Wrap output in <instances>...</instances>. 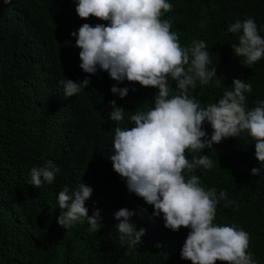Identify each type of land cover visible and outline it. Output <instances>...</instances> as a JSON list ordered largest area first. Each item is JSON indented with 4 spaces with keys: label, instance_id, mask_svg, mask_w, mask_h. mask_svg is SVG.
<instances>
[{
    "label": "trees",
    "instance_id": "16d2710c",
    "mask_svg": "<svg viewBox=\"0 0 264 264\" xmlns=\"http://www.w3.org/2000/svg\"><path fill=\"white\" fill-rule=\"evenodd\" d=\"M168 2L173 9L162 19L171 22L181 46L204 41L208 68L217 69L208 85L197 86L201 107L218 102L233 79L252 85L245 94L249 109L264 99V58L250 68L242 65L231 48L238 36L227 31L231 23L251 17L264 38V0ZM75 7L74 0H13L11 5L0 0V264H191L180 257L189 229H166L162 216L154 217L152 206L129 193L107 159L118 126L109 119V101L126 109L119 126L130 127V116L151 107L158 90L124 81L117 86L130 91L120 99L110 91L116 82L98 70L85 90L64 98L60 80L80 82L89 75L79 67L80 50L71 33L83 23H102L81 20ZM40 25L46 32L44 43L31 38V27ZM40 60L52 61L51 69L41 67ZM204 129L210 136V125ZM213 148L186 155L208 154L214 167L197 170L201 186L215 188L217 194L224 190L235 201L228 208L224 201L217 205L214 223L248 232V252L264 264V171L251 175L253 167H260L254 141L242 134ZM48 160L60 168L53 183L41 188L29 184L31 169ZM79 182L93 190L85 206L89 216L100 211L96 233L88 231L87 221L68 229L57 223L58 193ZM121 208L135 211L132 222L137 230L146 229L142 242L133 247L123 244L114 228L119 223L114 214Z\"/></svg>",
    "mask_w": 264,
    "mask_h": 264
},
{
    "label": "clouds",
    "instance_id": "9594fccd",
    "mask_svg": "<svg viewBox=\"0 0 264 264\" xmlns=\"http://www.w3.org/2000/svg\"><path fill=\"white\" fill-rule=\"evenodd\" d=\"M13 0H3L11 5ZM75 11L81 20L96 18L102 23L94 26L83 23L75 37L79 51V67L89 74L80 81L64 78L59 81L64 98L76 96L90 84V76L104 71L116 82L110 91L124 99L130 89L118 87L124 81L154 88V104L146 111L130 116V127H120L124 109L116 100L109 101L108 114L117 122L107 159L113 171L124 181L129 193L153 207L152 215L163 218L164 227L173 232L189 229L180 251L183 260L191 264H257L248 252L250 235L237 225L214 223L217 205L224 201L228 208L235 203L227 192L217 194L215 188L205 190L199 171L211 170L214 163L209 155L192 156L186 153L205 149L224 139L242 134L254 141L255 158L260 167H253L251 175L264 171V99L254 101L249 109L246 93L252 85L244 79H233L218 102L201 107L195 98L198 84L208 85L217 77L211 64L207 45L194 40L190 47H182L172 24L162 19L172 11L168 0H74ZM229 33L237 34L238 43H232L234 55L242 65L250 68L264 58V38L251 17L231 23ZM31 38L45 42L46 32L40 26L31 27ZM40 66L51 69L52 61L40 60ZM169 81L175 83V87ZM51 89V88H50ZM135 91V88L131 89ZM210 125L209 136L204 125ZM60 168L48 160L43 166L33 167L29 184L41 188L52 184ZM187 175V179H186ZM92 188L79 182L70 190L64 186L58 193L60 215L57 223L64 229L87 221L90 233L98 231L101 216L98 209L88 215L86 201ZM135 211L121 208L114 218L119 240L128 247L140 244L146 229L137 230L132 222Z\"/></svg>",
    "mask_w": 264,
    "mask_h": 264
}]
</instances>
